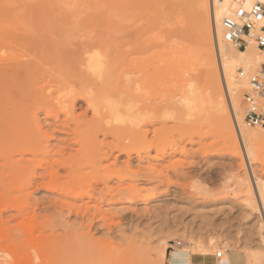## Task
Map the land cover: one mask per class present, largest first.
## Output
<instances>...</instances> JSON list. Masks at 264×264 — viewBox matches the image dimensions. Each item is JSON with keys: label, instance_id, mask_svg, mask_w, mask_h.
Returning <instances> with one entry per match:
<instances>
[{"label": "rangeland", "instance_id": "rangeland-1", "mask_svg": "<svg viewBox=\"0 0 264 264\" xmlns=\"http://www.w3.org/2000/svg\"><path fill=\"white\" fill-rule=\"evenodd\" d=\"M175 1L178 8L180 0ZM195 1L194 17L184 12L178 15L175 5H169V22L153 31L145 27L139 49L124 45L134 38L133 30L119 34L120 45L113 47L118 61L114 88L125 89L127 76L122 72H128L132 88L139 71L144 78L146 88L131 91L144 104L142 113L147 118L142 114L146 119L139 125L147 140L153 141L150 146L128 153L116 147L117 139L103 130L97 138L86 136L88 126L108 116L106 101L98 98L96 105L78 96L67 111L60 107L57 82L49 77L38 81L29 98L15 99L13 106L0 97V259L11 264H147L153 257L156 264H170L172 252L182 249L215 256L221 251L218 260L230 259L235 264H264V229H260L264 214L246 205L245 192L238 185L248 177L246 164L233 154L211 118L191 123L210 110L189 115L179 109L193 89L204 99L208 86L206 66L189 54L199 37ZM167 3L159 1L160 6ZM211 21L223 93L231 110L233 97L245 115L250 106L244 95L252 92L251 86L237 79L236 91L230 94L222 76L212 17ZM8 29L0 35L15 34L6 35ZM36 36L39 40L42 34ZM99 37L108 34L102 30ZM3 38L0 54H14L12 61L37 58L38 49L11 46ZM90 38L86 34L74 39L73 47L88 50ZM48 64L47 68L52 66ZM80 70L86 67L80 65ZM241 70L237 68L238 77ZM100 82L99 78L93 81L94 85ZM259 99L264 102L263 97ZM27 104L36 106L40 128L22 126ZM182 112L186 120H180ZM12 114L18 122L5 121ZM184 125L188 128L183 129ZM165 127L173 132L162 134L160 129ZM241 129L264 130L248 126L244 119ZM30 132L42 137L39 143L29 138ZM90 139H97L95 145ZM100 147L108 155H100ZM253 167L264 180V159ZM123 251L131 255L121 258Z\"/></svg>", "mask_w": 264, "mask_h": 264}, {"label": "bare ground", "instance_id": "bare-ground-1", "mask_svg": "<svg viewBox=\"0 0 264 264\" xmlns=\"http://www.w3.org/2000/svg\"><path fill=\"white\" fill-rule=\"evenodd\" d=\"M159 1L162 0H0V32H8V27H10V31L6 35L15 33L12 34L13 36H5L3 33L4 38L0 35L3 42L17 45V47H24V49L25 47L36 49V51L38 49L39 53L37 55L36 52L37 58H34L35 60L26 62L20 61L18 58L12 61L14 54H10L11 57L8 54H0V97L6 100L7 105L13 106L15 99L17 100L20 95L29 98L40 81H44L45 78L49 77L50 80L57 82L55 86L60 107L67 111L71 108L70 102H74L78 96H86L92 101V104L94 102L96 105L98 98L106 101L108 108L106 114L108 116L105 119L101 118L100 122L97 121L88 126L86 136L97 138V132L103 130L117 139L116 147L121 151H128V153L138 146L140 148L150 146L153 141L147 140L145 131L140 127L142 120L147 118L145 116L147 114L142 113V105L144 104L131 91L134 89L141 92L145 89L144 78L139 71L136 87L132 88L129 86L131 80L128 77V72H122L123 75L127 76L124 77L126 81L125 89L119 88L120 90H118L114 88L116 74H118V61L112 51L113 47L120 45L118 35L128 30H133L135 36L124 45L127 44L130 48L135 49L142 47L145 27H150L153 31L158 26L163 27L171 19L172 11L169 5H175L178 15H182L184 12L190 17L194 13L191 9L193 6L192 0H180L181 4L178 8V1L168 0V6H160ZM196 1L197 6L193 11L196 12L195 15L197 16L195 19L199 28V37L197 42L193 43L189 54L206 66L208 86L204 99L193 89L190 95L183 97L181 100L183 106L179 109L181 111L183 108L186 109L185 114L189 115L195 110L200 112L210 110L209 114L191 123H203L211 118V123L218 128L227 145L232 149L233 154L243 159V165L246 164L248 177L239 180L238 184L239 189L245 192L246 205L264 214V180L257 175L253 167L256 161L264 159V130L241 129L244 112L233 97H231V110L227 97L223 93L225 84L221 80L219 63L215 58L213 28H211L212 17L217 30V50L223 70L222 76L225 78L230 94L236 91L239 84L237 79L241 80L246 86H251L250 76L257 73L264 63L263 49L250 44L246 49L235 51L232 48L233 45L222 38L221 34L224 32L223 22L225 18L233 14L239 1L245 5H250L256 0H214L210 1V6L207 0ZM66 5L70 7L69 10L65 9ZM21 30L25 31V35L32 33V36L22 35ZM102 30L108 34V37L98 38ZM38 33L42 34V37L38 36L39 40L36 38ZM86 34H90L92 47L81 52V49L73 47V40ZM60 36H63L66 40L61 41ZM48 63H52V66ZM47 64L51 67L47 68ZM80 65H84L86 70L79 71ZM240 66L243 67L245 72V75L241 78L236 73L237 68ZM97 78L101 82L94 85L93 81ZM122 81L124 82V80ZM92 85L95 86V89ZM108 95L111 100H108ZM261 103H263V100L258 98L254 105L259 106ZM31 104L26 106V114H24L26 117L22 118V121H24L22 126L34 130L32 128H40L41 125L35 111L36 104L35 102V105L32 106ZM160 112L159 110V114L163 111ZM142 114L146 118L143 119ZM181 115L180 120H184V113L182 112ZM5 117V121L8 119L13 122L19 120L13 114ZM114 121L121 124H111ZM183 127V129L188 128L187 125ZM170 128H162L160 132L170 134V131L173 130V128ZM33 135L31 134L29 138L31 137L30 139L35 143H39L42 137ZM92 140L90 144L95 145L97 139ZM103 144L102 141L100 145ZM103 150V148H99L100 155H108ZM101 151L103 152L101 153ZM263 226L260 229L263 230ZM121 239L127 240L126 237ZM122 254L121 258L131 255L124 251ZM188 255V252L177 249L172 252L169 263L185 264ZM152 258H149L147 264H156L154 258ZM0 264L11 263L8 260L0 259Z\"/></svg>", "mask_w": 264, "mask_h": 264}, {"label": "built area", "instance_id": "built-area-1", "mask_svg": "<svg viewBox=\"0 0 264 264\" xmlns=\"http://www.w3.org/2000/svg\"><path fill=\"white\" fill-rule=\"evenodd\" d=\"M223 31V38L238 49L254 44L264 50V1L256 0L250 5L239 1L233 14L225 18ZM243 75L244 69L239 72L240 77ZM250 81L252 92L244 95L250 106L245 112L244 121L250 127L264 129V102L259 106L254 105L258 98H264V63L257 73L250 76ZM216 256L220 258L222 252L218 251Z\"/></svg>", "mask_w": 264, "mask_h": 264}, {"label": "crops", "instance_id": "crops-1", "mask_svg": "<svg viewBox=\"0 0 264 264\" xmlns=\"http://www.w3.org/2000/svg\"><path fill=\"white\" fill-rule=\"evenodd\" d=\"M190 256V257H189ZM185 264H235L229 260H218L214 254H193L189 253Z\"/></svg>", "mask_w": 264, "mask_h": 264}]
</instances>
